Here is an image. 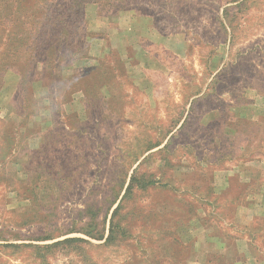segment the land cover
<instances>
[{
	"label": "rangeland",
	"instance_id": "rangeland-1",
	"mask_svg": "<svg viewBox=\"0 0 264 264\" xmlns=\"http://www.w3.org/2000/svg\"><path fill=\"white\" fill-rule=\"evenodd\" d=\"M13 4L0 264H264V0Z\"/></svg>",
	"mask_w": 264,
	"mask_h": 264
},
{
	"label": "trees",
	"instance_id": "trees-1",
	"mask_svg": "<svg viewBox=\"0 0 264 264\" xmlns=\"http://www.w3.org/2000/svg\"><path fill=\"white\" fill-rule=\"evenodd\" d=\"M14 2L17 5L19 4V0H14L13 2H11V0H0V79H2L6 71V68H10L12 66L9 64V61L12 59L17 60L18 58H21L23 51L27 53L28 55H31L33 54L32 49L37 48V46H39L42 43V48H41L42 51L46 54L51 52L52 49L54 48V44L52 43L53 41L52 35H56V32L59 31V28L63 30L62 26H63V23L65 22V18L61 20L62 17L60 18V16L61 15L63 16V14H66V13L61 12L60 13L61 15H59V17H56L55 15L54 19H50L49 21H47V22H50L49 26H44L43 24L40 26L39 29H36L33 24L30 25L31 27H34V31L33 33H30V35L28 33V35L25 38H21V37L17 38V37L10 36L9 34L13 31L12 29H14V28H11L12 24H10L13 22V19L10 16L6 17L5 15L8 12V10H11V8H14V4H13ZM57 5H60V4H57ZM31 6L32 5L28 6V9H30ZM54 9H56V7ZM38 10H41V9L38 8ZM17 13L19 14V12ZM70 15L71 14H66L68 19ZM75 15L77 16V12L75 13ZM78 19L80 20V18L76 17V23H78L79 21ZM35 30L39 32L38 37H36V39H38L39 45H36L37 44L36 39L34 40L32 38V35L35 34ZM77 38L79 39V35ZM29 42H31V45L27 44ZM6 53L9 54V56L7 57L9 58V60H7V58L5 57ZM34 61L35 60L31 61L32 64H34ZM40 62L42 64H46L48 62V58L41 59ZM82 73H84V69H80L79 76L77 77L80 78V75ZM130 187L131 186H129L128 189H131ZM116 227L117 225H115V228H114V225H112L111 233L112 231L116 230Z\"/></svg>",
	"mask_w": 264,
	"mask_h": 264
}]
</instances>
